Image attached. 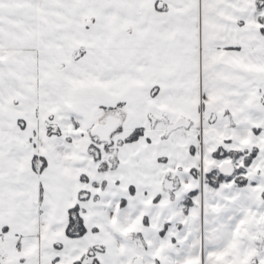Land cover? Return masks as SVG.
<instances>
[{
  "label": "snow or ice",
  "instance_id": "obj_1",
  "mask_svg": "<svg viewBox=\"0 0 264 264\" xmlns=\"http://www.w3.org/2000/svg\"><path fill=\"white\" fill-rule=\"evenodd\" d=\"M0 264H264V0H0Z\"/></svg>",
  "mask_w": 264,
  "mask_h": 264
}]
</instances>
